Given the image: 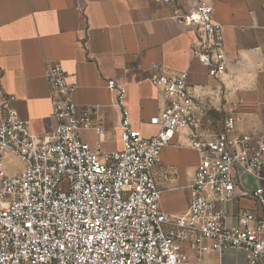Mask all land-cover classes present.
<instances>
[{
	"label": "built area",
	"instance_id": "obj_1",
	"mask_svg": "<svg viewBox=\"0 0 264 264\" xmlns=\"http://www.w3.org/2000/svg\"><path fill=\"white\" fill-rule=\"evenodd\" d=\"M178 18L195 32L193 57L210 76L223 72V27L207 0H193ZM45 79L52 95L50 115L56 120L50 137L40 139L30 130L11 105L14 96L0 104V264H184L182 241L173 227L194 231L198 256L237 248L245 251L250 264H262L263 187L252 192L260 213L243 212L232 225L224 222L218 204L234 195V170L258 175L264 164L263 139L248 132L235 134L232 114L221 120L217 132H205L216 122L197 109L185 73L168 75L158 68L150 81L161 89L166 104L151 118L159 126L157 133L146 137L132 126L125 88L109 80L107 88L117 90L123 147L101 153L81 139L80 129L92 126L95 109H77L74 75L56 63L47 68ZM184 128L190 130L191 147L200 161L190 185L189 213L173 218L159 208L161 191L152 168L176 130ZM6 153L22 161L20 173L4 170Z\"/></svg>",
	"mask_w": 264,
	"mask_h": 264
},
{
	"label": "crops",
	"instance_id": "obj_2",
	"mask_svg": "<svg viewBox=\"0 0 264 264\" xmlns=\"http://www.w3.org/2000/svg\"><path fill=\"white\" fill-rule=\"evenodd\" d=\"M192 1L0 0V104L14 96L11 105L30 130L40 139L50 137L56 120L50 115L52 95L45 72L60 64L75 77L77 109H95L92 126L80 129L81 139L101 153L115 152L123 147L121 112L117 90L108 89L107 82L124 86L132 126L143 136H153L159 126L151 118L164 109L166 98L150 74L161 68L168 75L185 73L197 109L216 122L205 132H217L221 120L232 114L235 134L248 132L264 140V0H207L223 27L226 66L216 76L193 57L195 32L178 18L191 9ZM2 117L0 107V121ZM199 161L190 130H176L152 168L162 212L173 218L188 215ZM234 173L232 199L218 204L227 225L246 211L258 215L252 192L258 185L264 189V164L257 176ZM206 195L213 198L209 191ZM173 230L182 241L184 264H250L245 251L237 248L198 256L194 231Z\"/></svg>",
	"mask_w": 264,
	"mask_h": 264
},
{
	"label": "rangeland",
	"instance_id": "obj_3",
	"mask_svg": "<svg viewBox=\"0 0 264 264\" xmlns=\"http://www.w3.org/2000/svg\"><path fill=\"white\" fill-rule=\"evenodd\" d=\"M3 168L5 171L9 172V173H13V172H17V171H21L24 167L22 161H20V159L11 154V153H6L3 157Z\"/></svg>",
	"mask_w": 264,
	"mask_h": 264
}]
</instances>
